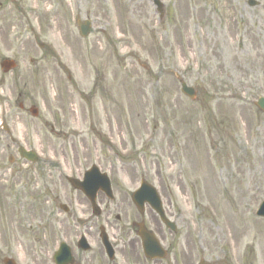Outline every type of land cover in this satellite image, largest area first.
Returning a JSON list of instances; mask_svg holds the SVG:
<instances>
[{"label":"rangeland","instance_id":"rangeland-1","mask_svg":"<svg viewBox=\"0 0 264 264\" xmlns=\"http://www.w3.org/2000/svg\"><path fill=\"white\" fill-rule=\"evenodd\" d=\"M160 1L161 18L151 0H0V264H42L67 216L52 190L91 165L170 191L191 264L264 246V0Z\"/></svg>","mask_w":264,"mask_h":264},{"label":"flooded vegetation","instance_id":"flooded-vegetation-1","mask_svg":"<svg viewBox=\"0 0 264 264\" xmlns=\"http://www.w3.org/2000/svg\"><path fill=\"white\" fill-rule=\"evenodd\" d=\"M111 175L109 173L112 191L99 189L95 194L98 214H95L98 209H93L91 201L81 190L71 187L66 177L69 187L52 190L57 195L51 200L52 207L59 209L54 212V219L63 211L62 204L67 216L55 219L58 238L53 249L46 250L41 256L42 264H191L189 225L180 208L174 206L171 192L166 189L158 191L159 214L145 199L140 207H136L131 200L136 188L124 189L120 183L112 182ZM59 196L63 199L60 200ZM182 222L186 225H181ZM181 226H186L183 232ZM139 232L152 235L155 253L159 257L150 258L143 254ZM61 245L54 261L53 256ZM245 250L243 257L237 258V264H264V246L249 245ZM33 264L37 263L33 261ZM203 264L210 263L203 260Z\"/></svg>","mask_w":264,"mask_h":264},{"label":"water","instance_id":"water-1","mask_svg":"<svg viewBox=\"0 0 264 264\" xmlns=\"http://www.w3.org/2000/svg\"><path fill=\"white\" fill-rule=\"evenodd\" d=\"M152 1L157 6V11L160 13V15H162L163 14V5L160 3L159 0H152ZM247 3L250 6L257 4V2L255 0H248ZM78 27H79L80 35L85 36L89 32L90 23H89V21L78 22ZM14 65H15L14 62L11 60H8V59H5L1 62V67L4 68L5 70H9L11 67H14ZM180 85H181V91L185 95H187L191 99H193L195 97V90L192 87L187 86L183 81L181 82ZM255 104L262 111H264V98L263 97H259ZM30 111L33 115L36 114V109L31 108ZM18 153L20 156L24 157L25 159H27L29 161H36L37 160V156L33 151H28L23 147L18 148ZM68 180L72 184L73 187L80 188L83 191H85L86 195L91 200H93V198H94V194H95L96 189H97L96 186H102L103 188H106V189L109 188V180H108L106 174L99 172V170L97 169L96 166H92L89 170L85 171L84 180L82 182H80L77 179H71V178H69ZM91 187H92V192L89 193L88 189ZM106 191H108V190H106ZM143 196L148 198L150 200L149 202L154 207V204H155L154 201H157V195H156L155 189L153 188V186L147 184L144 181L141 182V186L139 187V189L133 193L132 199H133L135 204H139V206H140V203H141ZM256 214L260 215V216H264V200L262 201L259 208L257 209ZM142 238H143V244L145 246V248H144L145 254L151 256L150 254L153 251V248H152L153 242H152V240H150V238H148L145 235H142ZM4 263L5 264H14L13 260L9 259V258L4 259Z\"/></svg>","mask_w":264,"mask_h":264}]
</instances>
